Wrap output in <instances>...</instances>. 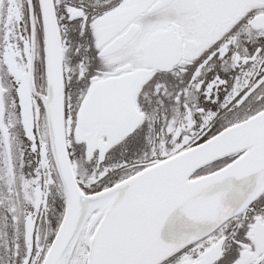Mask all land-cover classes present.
<instances>
[{
    "label": "snow or ice",
    "instance_id": "obj_1",
    "mask_svg": "<svg viewBox=\"0 0 264 264\" xmlns=\"http://www.w3.org/2000/svg\"><path fill=\"white\" fill-rule=\"evenodd\" d=\"M0 264H264V0H0Z\"/></svg>",
    "mask_w": 264,
    "mask_h": 264
}]
</instances>
